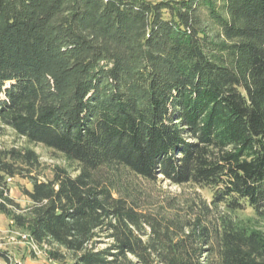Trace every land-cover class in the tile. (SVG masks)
<instances>
[{"label":"trees","instance_id":"1","mask_svg":"<svg viewBox=\"0 0 264 264\" xmlns=\"http://www.w3.org/2000/svg\"><path fill=\"white\" fill-rule=\"evenodd\" d=\"M3 129L0 214L51 261L264 264V0H0Z\"/></svg>","mask_w":264,"mask_h":264},{"label":"rangeland","instance_id":"2","mask_svg":"<svg viewBox=\"0 0 264 264\" xmlns=\"http://www.w3.org/2000/svg\"><path fill=\"white\" fill-rule=\"evenodd\" d=\"M24 139L18 138L10 129L0 130V146L23 147L26 146ZM41 157L42 180H47L52 177V167L55 165L67 166L60 157H54L53 153L46 150L42 146H30ZM132 182H137L144 191L145 198L143 203H146L151 210L156 206L165 204L172 199L192 198L196 194L201 198L210 200L211 194L209 190L199 189L193 186L178 187L170 184L168 181L158 179L155 182L131 178ZM10 186V196L19 203L22 207H26L29 202L23 194V189L31 190L32 186L28 180L16 178L7 181ZM179 198V199H177ZM156 209V208H155ZM25 234L19 229H16L12 222L5 216L0 214V250L4 251L9 257L7 262L0 258V264H73L71 259H67L65 263L51 261L43 250H40L33 242L24 239ZM111 242L102 239L99 243V248L108 247Z\"/></svg>","mask_w":264,"mask_h":264},{"label":"built area","instance_id":"3","mask_svg":"<svg viewBox=\"0 0 264 264\" xmlns=\"http://www.w3.org/2000/svg\"><path fill=\"white\" fill-rule=\"evenodd\" d=\"M24 239H26V240H28L29 242H31V241L29 240V238H28L27 235H25Z\"/></svg>","mask_w":264,"mask_h":264}]
</instances>
